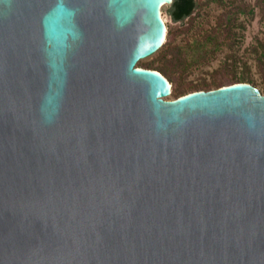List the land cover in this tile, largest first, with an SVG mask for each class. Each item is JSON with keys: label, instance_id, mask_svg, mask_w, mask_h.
Wrapping results in <instances>:
<instances>
[{"label": "water", "instance_id": "obj_1", "mask_svg": "<svg viewBox=\"0 0 264 264\" xmlns=\"http://www.w3.org/2000/svg\"><path fill=\"white\" fill-rule=\"evenodd\" d=\"M159 1L0 0V264H264V93L164 99Z\"/></svg>", "mask_w": 264, "mask_h": 264}, {"label": "trees", "instance_id": "obj_2", "mask_svg": "<svg viewBox=\"0 0 264 264\" xmlns=\"http://www.w3.org/2000/svg\"><path fill=\"white\" fill-rule=\"evenodd\" d=\"M211 1L223 7L212 25L200 26L181 43H174V35L167 29L165 40L153 53L154 57L148 61L140 60L136 66L160 72L171 84L169 95L172 99L188 92L215 89L236 82L250 83L264 93V41H258V45L250 50L259 80L244 70L249 68L247 62L234 49L245 23L242 16L252 17L253 3L249 0H172L168 13L174 21H182L199 13ZM257 5L262 9L264 20V0H257ZM224 47L229 52L211 74L210 81L190 80L185 83L192 70L208 63Z\"/></svg>", "mask_w": 264, "mask_h": 264}, {"label": "rangeland", "instance_id": "obj_3", "mask_svg": "<svg viewBox=\"0 0 264 264\" xmlns=\"http://www.w3.org/2000/svg\"><path fill=\"white\" fill-rule=\"evenodd\" d=\"M251 3L255 5L254 14L252 17L242 16L244 19V27L240 30L241 37L236 43L235 50L237 53L243 57V59L247 62L248 69H244L246 72H250V74L259 80V74L256 72V67L254 65L253 54L250 52L253 46L258 45V41H264V20L263 12L259 5H257V0H249ZM171 2L165 3L160 6V16L165 23L166 31L170 29L172 34L174 35V43H181L184 40L190 38L191 34L199 29L200 26L204 28L210 26L214 23V19L220 11L223 10V7L216 3L215 1H211L206 6H204L199 13H195L189 19L185 18L182 21H174L169 13L168 8ZM229 52V49L224 47L216 55L210 60L208 63L200 65L196 69L192 70L185 81H210L211 74L215 69L219 68L220 61L225 57V55ZM154 57V54L147 56L141 61H148ZM139 60V61H140ZM137 65V63H136ZM257 87V86H256ZM258 88V87H257ZM259 89V88H258ZM260 90V89H259ZM166 100L172 99L170 95L163 97Z\"/></svg>", "mask_w": 264, "mask_h": 264}, {"label": "bare ground", "instance_id": "obj_4", "mask_svg": "<svg viewBox=\"0 0 264 264\" xmlns=\"http://www.w3.org/2000/svg\"><path fill=\"white\" fill-rule=\"evenodd\" d=\"M169 0H160L159 2H158V5H159V7L164 3V2H168ZM159 15H160V12H159ZM161 17V16H160ZM162 19V18H161Z\"/></svg>", "mask_w": 264, "mask_h": 264}]
</instances>
